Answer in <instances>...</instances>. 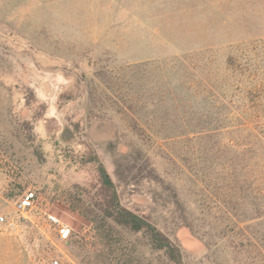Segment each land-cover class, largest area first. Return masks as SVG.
<instances>
[{
  "label": "rangeland",
  "instance_id": "obj_1",
  "mask_svg": "<svg viewBox=\"0 0 264 264\" xmlns=\"http://www.w3.org/2000/svg\"><path fill=\"white\" fill-rule=\"evenodd\" d=\"M259 41L264 0H0V264H122L90 246V224L68 201L99 186L91 155L183 264H264L263 219L236 222L216 154L182 125L185 110L208 105L203 74ZM128 153L175 189L190 226L171 225L154 184L127 170ZM124 238L133 263L171 264L140 233Z\"/></svg>",
  "mask_w": 264,
  "mask_h": 264
},
{
  "label": "trees",
  "instance_id": "obj_2",
  "mask_svg": "<svg viewBox=\"0 0 264 264\" xmlns=\"http://www.w3.org/2000/svg\"><path fill=\"white\" fill-rule=\"evenodd\" d=\"M218 73L214 77L203 74L200 92L208 105L198 111L195 107L185 110L193 117L182 125L192 127L187 140L201 141L205 155L216 154V177L223 196L231 200L230 213L236 222L263 219L264 223V42L234 45ZM86 159L96 162L100 184L92 193L87 187L76 188L68 201L88 220L92 230L89 244L97 254L107 259L119 252L124 256L122 264H144L139 257L133 263L124 238L127 233H140L150 250L171 264H183L180 246L147 214L122 205L113 180L97 157ZM125 160L129 172L136 168L141 179L154 184L155 201L171 225L190 226L177 192L154 171L146 155L128 153Z\"/></svg>",
  "mask_w": 264,
  "mask_h": 264
},
{
  "label": "built area",
  "instance_id": "obj_3",
  "mask_svg": "<svg viewBox=\"0 0 264 264\" xmlns=\"http://www.w3.org/2000/svg\"><path fill=\"white\" fill-rule=\"evenodd\" d=\"M33 196H34L33 192L25 193L23 196L20 197L18 207L21 210H24L25 208L30 207L32 205ZM52 219H55V218H52ZM3 221H5V218L3 216H0V222H3ZM68 234H69V228L66 226H62L60 228V235L62 237H67ZM54 263L56 264L57 261L55 260Z\"/></svg>",
  "mask_w": 264,
  "mask_h": 264
}]
</instances>
